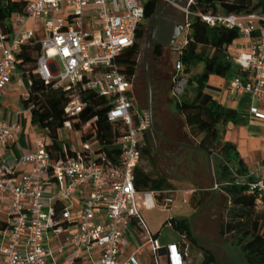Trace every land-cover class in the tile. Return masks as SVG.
I'll use <instances>...</instances> for the list:
<instances>
[{"label":"built area","instance_id":"2783aa9c","mask_svg":"<svg viewBox=\"0 0 264 264\" xmlns=\"http://www.w3.org/2000/svg\"><path fill=\"white\" fill-rule=\"evenodd\" d=\"M6 1H25L26 7L24 12L12 14L9 37L0 32V96L18 73L16 55L22 46L39 44L36 72L54 87L71 88L67 112L81 113L85 105L80 92L92 90L109 99L108 120L123 122L126 130L117 142L118 164L110 163L105 153L96 161V149L90 141L81 143L79 149L73 147L74 155L67 154L64 160L55 162L47 149L46 133L38 127L34 129L36 150L23 153L18 161L21 167L31 165V172L10 169L0 157V199L9 195L10 203L8 220L0 217V226L6 224L9 229L0 264H59L57 257L66 247H71L75 256L100 248L99 264H140L135 256L121 260L125 234L133 229V223L151 244L154 264H192L194 254L185 233H180L177 243L163 246L141 214L142 207L172 204L174 199L168 195L172 190L139 191L135 186L134 172L141 160V139L150 128L149 117L135 105L133 82L119 69L117 57L135 42L145 18L144 0ZM187 6L181 9L186 14L185 27H190ZM200 16L211 26L239 31L233 59L253 75V80L234 76L231 90L264 101V13L209 12ZM32 21L44 25L46 39L41 40L39 32L29 27ZM187 43L186 37L174 45V50L180 54ZM175 68L183 70L181 60L176 61ZM183 88L176 86L174 93H182ZM34 106L30 102L25 110L31 113ZM250 112L264 120V109L252 107ZM89 126L90 122L83 124L82 130ZM23 127L19 119H0V150L14 142ZM64 127L73 130L71 122ZM64 149L67 153L65 143ZM250 189L263 196L264 180L258 179ZM75 197L81 201V211L72 226ZM56 202L62 204L58 212ZM51 234H65V242L51 247Z\"/></svg>","mask_w":264,"mask_h":264},{"label":"trees","instance_id":"16d2710c","mask_svg":"<svg viewBox=\"0 0 264 264\" xmlns=\"http://www.w3.org/2000/svg\"><path fill=\"white\" fill-rule=\"evenodd\" d=\"M164 3L162 0H144L145 18L140 24L135 42L117 57L119 69L132 82L137 75L142 58L146 24ZM25 7V1L0 0L1 33L10 36L13 31L12 14L24 12ZM187 7L191 12L189 17L191 33L187 36L188 43L176 59V61L181 60L183 70L179 72L174 68L173 73L166 74L159 72L158 67L152 64V60L149 61L153 95H155L156 79L167 82L166 95L173 94L181 78L186 79V87L182 95L175 100L174 105L192 138L200 137L198 147L210 155H216L218 159L220 176L225 183L224 189L230 200L222 221L221 233L231 239L242 251L248 264H264V195L259 196L257 192L250 189V185L258 181V178L251 174L243 161L239 159L236 146L220 140L223 125L228 121L238 122L237 111L219 103L208 91L209 77L213 74L228 78L239 76L238 72L241 68L234 62L229 47L240 37V33L237 29L222 25L211 26L200 16L209 12L264 13V0H193ZM174 12L181 20V12L177 10ZM163 49V45L154 43L152 54L155 62H159L163 57ZM40 53L39 44L23 45L16 55L17 69L30 80L29 92L23 102L25 106H28L30 102L35 105L31 111V123L46 133L49 140L47 149L53 160L59 162L64 160L67 154L70 156L75 154L74 148L69 144H65L66 153L64 142L59 134L65 123L71 122L73 129L80 131V143L86 141L93 143L96 149V161L100 159L102 153H105L110 163L118 164L120 149L117 142L125 132L126 126L121 121L108 120L107 114L111 108L109 99L92 90H81L80 98L85 105L82 112L76 115L67 112L66 108L72 99L73 92L71 88L54 87L52 83H46L40 77L36 72ZM201 64L202 71L194 72V69ZM189 92L192 94L189 95ZM87 122H90V126L83 131L82 125ZM155 129L157 134L161 133L157 126ZM149 131L150 129L141 139L140 150L141 157L146 156L152 159L153 144ZM134 180L139 191L173 188V185L164 177H155L140 164L135 168ZM61 207V202L55 203L57 212ZM169 221L179 233L187 235L192 253L195 249H199L202 252L200 259L204 260L205 264H217L213 253L201 248L193 238L187 218L172 217Z\"/></svg>","mask_w":264,"mask_h":264},{"label":"rangeland","instance_id":"374dc122","mask_svg":"<svg viewBox=\"0 0 264 264\" xmlns=\"http://www.w3.org/2000/svg\"><path fill=\"white\" fill-rule=\"evenodd\" d=\"M184 4L186 7L188 0H184ZM171 9L181 12L182 22L186 20V14L176 4L171 6ZM35 24L32 21L29 27L39 32L41 40L46 39L47 34L44 25L40 22ZM146 28H148L147 24ZM190 33V27L186 26L178 39V43H181ZM146 37L143 40L142 58L133 81V88L135 105L148 113V88L144 60L147 45ZM153 45L154 42L152 41L147 57L148 69L149 61L152 60V64L158 67L159 72L173 73L178 53L171 46H163L164 55L159 62H155L152 54ZM202 69L203 65L201 64L194 69V72H200ZM16 77L20 78L21 74L18 72ZM181 82L182 84L177 86L179 88L185 87L186 80H181ZM14 83H16V79ZM154 83L155 95L152 94V116L154 126H157L161 133L153 136L151 130L149 131L153 144L152 159L146 156L141 157L140 166L155 177H164L173 185V188L170 189L172 191L168 195L174 199V202L166 207L157 206L154 209L142 211L146 222L152 232L159 233L160 242L168 244L178 242L180 233L167 222L172 217L187 218L193 238L201 248L213 253L217 264H248L242 251L231 239L221 233L222 221L225 217L226 207L230 205V200L224 189L225 183L220 176L216 155L202 151L198 147L200 137L194 139L190 135L189 129L185 126L174 105L175 100L181 95L175 96L172 93L166 95L167 82L156 79ZM15 89L16 92L11 95L13 97H18L19 92L28 94V88L19 87ZM26 96H21V104H24L23 100ZM59 134L65 144L77 149L81 148L80 131L63 127ZM222 136L223 130L221 131ZM7 210L4 208L3 213L0 212L4 219H7ZM146 250L145 247L144 252ZM200 253L202 254L199 249L193 251L192 264H205L204 260L200 259ZM144 261L148 264L152 263V260ZM165 261L162 260V262Z\"/></svg>","mask_w":264,"mask_h":264},{"label":"crops","instance_id":"0c3cea01","mask_svg":"<svg viewBox=\"0 0 264 264\" xmlns=\"http://www.w3.org/2000/svg\"><path fill=\"white\" fill-rule=\"evenodd\" d=\"M176 6L181 9V7H185V4L177 2ZM33 24H35L34 21ZM157 25L158 23L155 25L153 32L155 30L158 31ZM165 36L167 37V33L165 34ZM236 45L237 42H235L232 47H229V51L233 56L237 53ZM171 47L174 50V45H172ZM238 73V75L245 80H253V75L248 71L241 69ZM16 76L0 96V119L9 121L19 119L24 127L23 131L16 137L14 142H12L7 148H3L0 150V157L5 159L6 164L10 169H16L19 172L29 173L31 172V165L24 167L18 166L20 156L23 153L36 150L37 147L34 131L35 127L31 123V113L25 110L26 106L24 104L20 103L21 96H25L28 94L19 92L18 97H13L11 95L13 92H16L15 88L19 87L28 88L29 92L30 81L27 77L18 78ZM15 79L16 83H14ZM231 80L232 78L230 77L228 78L215 74L209 77L210 88L208 89V91L219 103L226 107L235 109L238 115V122L234 123L232 121H228L223 125V136L220 140L223 143H233L237 148L239 159L243 161L248 171L259 180H264V169L262 168L264 162V120L255 118L250 112V109L252 107L264 109V101L257 100L249 94L233 93V91L231 90ZM182 93L173 92L175 96L182 95ZM191 94L192 92H189V95ZM9 207V195H4L2 199H0V212L3 213L4 208L6 210L8 209L7 219L2 218L1 215L0 217L5 221L8 220V217L10 215ZM147 210H151V208L142 207V216V211ZM80 211L81 201L78 197H75V203L71 215L72 226H74L76 222H78L80 218ZM148 228L151 234L160 242L159 233L152 232L149 225ZM8 234L9 229L6 224L4 226H0V252L1 249L7 244ZM64 242L65 234L59 236L55 234L50 235L49 244L51 247H59ZM173 243L177 242H171L168 244H162L160 242V244L163 246ZM145 247L147 248L146 252H144ZM100 255V248H93L91 250L82 252L79 256H75L72 248L66 247L63 253L58 255L57 261L59 264H99ZM161 255L162 260H165L164 251L161 253ZM130 256H135L140 264H148L144 260H152L153 263L151 244L144 238V234L136 226L135 223H133V229L129 233L125 234V244L122 247L121 253L122 262L127 260Z\"/></svg>","mask_w":264,"mask_h":264},{"label":"water","instance_id":"95a60500","mask_svg":"<svg viewBox=\"0 0 264 264\" xmlns=\"http://www.w3.org/2000/svg\"><path fill=\"white\" fill-rule=\"evenodd\" d=\"M177 2H180L181 4H184V0H168L164 3V5L159 8L155 14L151 17L150 23L147 28V45L145 49V69H146V77H147V87H148V117H149V126L150 130L155 136L157 134V131L155 129L154 123H153V116H152V84L149 76V69H148V62L147 57L150 50L151 42L161 43L164 47L175 45L180 38L182 31L185 27V24L181 21L173 20L171 18H164L162 16L164 10L170 6L175 5ZM164 21V26H159L158 33L154 34L153 29L155 28V25L157 24V21L160 20ZM160 31H163L167 33V37L169 40H166L164 42H160ZM154 37V38H153ZM163 37V34L161 35V38Z\"/></svg>","mask_w":264,"mask_h":264},{"label":"flooded vegetation","instance_id":"af4514ba","mask_svg":"<svg viewBox=\"0 0 264 264\" xmlns=\"http://www.w3.org/2000/svg\"><path fill=\"white\" fill-rule=\"evenodd\" d=\"M163 5H164V4H163ZM163 5H162V6H163ZM162 6H161V7H162ZM161 7H160V8H161ZM162 16H163L164 18H171V19H173V20L180 21V19H179L177 13L174 12V10H172L171 7L166 8V9L164 10ZM149 23H150V20L147 22V27H148ZM157 23H158V25H157V26H158L157 29L159 28V26H164V21H161V19L158 20ZM157 32H158L157 30L154 31L155 34H157ZM162 34H163V37L161 38V35H162ZM165 34H166L165 32L160 31V37H159V39H160L159 41H160V42H164V41H166V40H169V38H166ZM153 38H154V37H153ZM154 43H156V42H154ZM158 44H161V43L158 42ZM161 45H162V44H161Z\"/></svg>","mask_w":264,"mask_h":264}]
</instances>
